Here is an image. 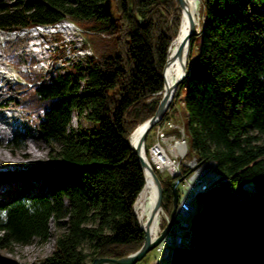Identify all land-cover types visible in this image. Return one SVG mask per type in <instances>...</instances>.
Instances as JSON below:
<instances>
[{
  "label": "trees",
  "instance_id": "16d2710c",
  "mask_svg": "<svg viewBox=\"0 0 264 264\" xmlns=\"http://www.w3.org/2000/svg\"><path fill=\"white\" fill-rule=\"evenodd\" d=\"M104 1L0 0V30L69 19L83 29L91 50L85 66L72 62L62 74L38 83L43 74L22 72L24 82L12 84L17 93L12 106L28 117L49 152L39 167L18 169L25 173L21 186L0 200V248L34 238L46 242L53 223L58 231L53 249L37 264L118 259L143 242L132 206L145 178L128 136L153 115L161 98L180 9L176 0H110V18ZM198 2L199 33L188 43L187 75L151 130L175 118L180 101L188 152L198 163L213 159L228 181L199 197L202 207L191 226L203 249H175L169 264H264V0ZM104 40L105 53L97 48ZM34 60L13 48L7 56L14 66ZM74 112L93 122L91 133L76 136L69 129ZM5 145L21 149L24 141L14 133ZM181 171L187 175L190 169ZM176 179H160L161 207L169 213ZM26 182L38 185L29 189ZM244 182L254 184L255 206L232 193Z\"/></svg>",
  "mask_w": 264,
  "mask_h": 264
},
{
  "label": "rangeland",
  "instance_id": "374dc122",
  "mask_svg": "<svg viewBox=\"0 0 264 264\" xmlns=\"http://www.w3.org/2000/svg\"><path fill=\"white\" fill-rule=\"evenodd\" d=\"M198 13L201 19L199 2H198ZM199 25H197L198 29H199ZM30 33L25 35L26 34L25 31L22 29H20L17 32H7L0 30V59L3 62L2 64L3 68L4 67L5 69L7 68L6 67L7 65L5 64L4 61L5 60L7 61L8 53L12 48L14 49L15 53L19 55L25 54L34 57L35 60L30 65L29 70L27 69L28 67L26 66L27 63L25 61H22L17 66V69L19 70L21 69L22 71L25 72L26 70H28L32 73H35V71H31L30 69H32L31 67L36 61H45L47 62L46 66L49 67V65H52L54 67H57L56 70L59 71V73L65 71L64 69L65 66L64 65L61 66V64L66 63L69 60H71L72 62L79 63L80 66H85V59L87 55L82 54L83 52H85V50H83L82 52L79 51L77 48H75L76 52L70 56L71 59L63 60V58H66L68 55L67 49H68V45L70 44L66 43V45L63 46V50L58 48L57 51H55V54H53L54 48L60 44L58 40L54 39L53 34H49L46 32L44 33L39 32L38 37L34 38L32 35L35 34L36 31L32 30ZM60 35L63 41L64 40L63 35L62 34ZM42 36L45 38V40H49V39L52 40L50 41L52 42L49 45L50 47L48 46L50 48L49 51H45L43 49L38 50V47L36 46V44L42 40ZM86 36L91 41H95L96 39L95 36H92V34L90 33H86ZM105 43H106L105 40L100 43H97V48L99 49V52H104V53L108 52L107 50H103V48H105ZM43 47H47V45L44 44ZM192 51L193 52L188 60L189 65L193 63L196 54L195 48ZM56 54L59 55L61 58L63 57L62 62L61 61L59 62L58 59L52 60L53 55ZM47 55L49 56L48 61L47 58L45 59ZM37 73L43 74V76L39 78V80H37V83L42 80H47L48 76L51 75L50 72H46L44 70H41L40 72ZM55 73L57 72H54L53 74ZM183 92L184 91L181 90L182 96H183ZM16 98H17V93L13 91L12 82H8L6 78L0 79V112H2L3 114L5 113L9 114V116L7 117V121H8L7 126L9 127L7 137H5L4 139L0 137V140L2 141V144L0 146L5 148L6 151V153H4V155L6 156L5 159L6 161L0 160V200L8 199L21 186L20 178H22V176H24L25 173H19L18 169L25 167H39L37 166V164L44 163L48 160L49 146L45 143L40 133L36 131L31 125L28 124L27 122L28 117L22 111L13 108L11 103ZM176 108L177 110L179 109V112L175 118L171 119V121L175 123H180V125L183 126L182 123L186 120V111L184 110V107L180 101H178ZM93 128H94L93 122L89 121L84 116H77L75 112L73 113L69 129L73 130L76 136L87 135L92 132ZM14 133L20 135L24 141V146L21 149H10L5 145V143H7L10 140V138ZM154 137L155 134L153 129L148 134L144 145L146 151L148 150L147 148L149 147V145L154 141ZM31 143H34V145L32 144V148L37 154L35 157L31 152L28 151V146H29L28 144ZM54 147L58 148L59 142H55ZM191 156L192 155H190V153L187 152L185 157L189 158ZM147 157H149L148 151H147ZM158 176L161 180L170 179L169 173L166 169L162 170L161 172H158ZM36 184L38 185V183H27V182L25 183L26 187L29 189L35 188V186H37ZM243 198L249 199V195L243 193L240 200ZM195 205L197 206V211L202 207V204L196 201H195ZM163 211L167 213L169 216V211L167 210H163ZM49 227L52 236L46 242H40L38 238H34L29 244H25V245L15 244L10 249L0 248V264H37L39 261H41L45 256L51 253L53 249L54 236L58 232L55 230L53 223H50ZM84 249L88 251L89 248L87 244L84 245ZM136 264H169V260L164 258L161 252H157L154 249H152L148 251L143 258L137 261Z\"/></svg>",
  "mask_w": 264,
  "mask_h": 264
},
{
  "label": "built area",
  "instance_id": "2783aa9c",
  "mask_svg": "<svg viewBox=\"0 0 264 264\" xmlns=\"http://www.w3.org/2000/svg\"><path fill=\"white\" fill-rule=\"evenodd\" d=\"M78 30L81 29L78 28ZM172 130H174V132ZM154 134V141L147 148L149 157H147V151L144 146L147 161L150 162L151 166L158 172H161L162 170H160L152 160V151L154 148H161L165 154L169 156L170 162L174 166L173 169H166L169 176L171 178L177 177L180 179L177 183V206L170 230L161 242L154 247V250L161 252L163 257L168 259L170 263L175 249L194 251L203 249V245L199 243V235L191 226L192 217L200 210L197 211L195 201L201 203L199 202V197L201 195L207 193L213 187H219L222 182V176L213 175L211 165L204 162L198 163L194 156L189 158L185 157L188 149L185 148L184 132L181 129L180 123H175L170 119L165 120L162 124L154 128ZM181 166L189 168L190 172L187 175H183ZM242 189L244 193L249 195V204L255 206L251 197L256 191H249L246 182L242 183ZM137 202L138 196L133 203L132 209L140 220L139 215L141 210ZM158 213L157 229L152 239H155L160 234L162 229L159 225L160 221H168L169 219L168 214L163 211L162 207L159 209ZM211 239L212 234L208 236L206 241L208 242Z\"/></svg>",
  "mask_w": 264,
  "mask_h": 264
},
{
  "label": "bare ground",
  "instance_id": "6f19581e",
  "mask_svg": "<svg viewBox=\"0 0 264 264\" xmlns=\"http://www.w3.org/2000/svg\"><path fill=\"white\" fill-rule=\"evenodd\" d=\"M184 1H185V6H184V8L180 9V20H179V26H178L177 34L173 38V40H172V42L168 48V56L167 57L169 59V62H168V65L164 71L165 87H171L173 85V83L180 78V76L182 74L181 64H182V62L186 63L187 58H188V51H189L188 46L184 49V52H183L181 59H178V58L173 59V56H172L173 52L175 51V49L177 48V46L179 45V43L181 42V40L183 39V37L185 36V34L187 32V28H188L187 13H190L192 15L196 26L199 25V23H200V17H199V13H198V0H184ZM197 28H198V26H197ZM22 30H24L26 34H29L32 30L36 31V33L32 35L34 38L38 37L39 32H43V33L46 32L49 34H53L54 39L58 40L60 42V44L54 48L53 53L55 51H57L58 48H61L63 50V46L66 45V43L70 44V45H68V49H67L68 55L66 58L62 57L63 60L71 59L70 56L76 52L75 48H77L79 51H82V52H83V50H85V52L82 53L83 55H90L91 54L90 47L85 43V41L82 37V30H78V27L73 25L67 19H61L54 24H38V25H34L32 27L23 28ZM60 34L63 35V39H64L63 41L64 42L62 41ZM57 36L59 37V39H56ZM50 41H52V40H50V39L45 40V38L42 36V40L36 44V46L38 47V50L43 49L45 51H49L50 50L49 45L52 43ZM44 44H46L47 47H43ZM36 50H37V48H36ZM46 58L48 61L49 56L47 55L45 57V59ZM62 58L56 54V55H53L52 60L58 59L59 62L60 61L62 62ZM71 63H72V61L69 60L66 63H62L61 66L64 65L65 66L64 69H66V65H69ZM2 64H3V62L0 59V79H4V78L8 77V75H10V74L7 75L6 71L4 69H2L3 68ZM46 65H47V62H45V61H36L32 65V67H31L32 69H30V70L35 71V73L40 72L41 70H44L46 72H50L51 75L48 76V78H50L54 72H57V74H62L64 72L63 71L62 73H59V71L56 70L57 67L49 65V67H51V68H49ZM8 116H9V114H7V113L3 114L2 112H0V137L2 139L7 137V133H8V129H9V127L7 126V124H8L7 117ZM142 129H143V126L139 125L138 128H136L134 130V132L131 134V136L129 138V143L132 147L136 146L138 137H139ZM181 129L184 132V127L182 125H181ZM184 139H185V148L188 149L185 132H184ZM32 144L34 145V143L28 144L29 145L28 151L31 152L33 154V156L35 157L37 154L33 150ZM142 151H143V154L145 155L144 146L142 147ZM4 153H6L5 148L0 146V160L6 159V156L4 155ZM168 159H169V156L167 154H165V152L161 148H159V147L154 148V150L152 151V160L159 167L160 170L173 169L174 166L171 164L170 159L169 160ZM204 163L211 165V170H212L213 175L221 176L220 172L216 168V162L213 159H208V160L204 161ZM149 164H150V162H149ZM145 180H146L145 181V183H146L145 190L141 193V198L137 202L138 207L141 210L139 217L141 220V226L142 227H145V224H146L147 220L149 219V217L152 213V209H153V205H154V199H155V189H154V185L151 182L150 177L148 175H146ZM223 181H228V179L222 178V182ZM246 183H247V186L249 188V191H255V187H254V184L252 182H246ZM232 192L237 197V199L239 200L242 197V194L244 193L243 189H242V185H241V191H237V190L233 191L232 190ZM158 214L159 213H157L155 215V217L153 218V221L151 223V226H150V232H151L152 236H154L156 229H157ZM214 232L215 231H213V233Z\"/></svg>",
  "mask_w": 264,
  "mask_h": 264
},
{
  "label": "water",
  "instance_id": "95a60500",
  "mask_svg": "<svg viewBox=\"0 0 264 264\" xmlns=\"http://www.w3.org/2000/svg\"><path fill=\"white\" fill-rule=\"evenodd\" d=\"M179 6V9L184 8L185 1L184 0H176ZM104 9L107 15L110 18H114L113 13L111 11V1L105 0L104 1ZM187 21H188V28L185 36L173 52V59H181L184 49L188 46V43L191 39V37L197 35L199 33V29L197 28L193 17L190 13H187ZM169 59L167 57L163 70H162V77H163V92L161 95V98L158 101V104L156 106V109L152 116H150L148 119H146L144 122H142L139 125L143 126V129L138 137L137 143L135 147H132L129 143V138L131 134L134 132L136 128H138L139 125H137L134 130L129 134L128 136V144L134 151V153L137 156V159L140 163L141 169L144 173V178H146V175H148L151 179L152 184L154 185L155 189V199H154V205L152 209V213L147 220L145 227L141 226V222L138 219V217L135 215L136 220L138 222L139 228L143 233V242L138 250L135 252L129 253L128 255L121 257V258H111V257H97L94 258L92 261H90L88 264H136L137 261H139L141 258L144 257V255L154 249V247L161 242V240L165 237V235L170 230L173 218H174V212L177 206V200H178V189H177V183L180 181V179H176L171 184V193H172V207L171 211L169 213V219L166 221L164 227L161 229L160 234L155 238L152 239V234L150 232V226L153 221V218L158 213L159 209L161 208L162 203V196H163V189L160 182L159 177L157 176L156 172L154 171L153 167L149 164L147 161L145 155L143 154L142 147L144 146V141L146 139V136L148 132L153 128L155 124H157L163 117V115L166 113L175 90L178 88L179 84L182 82L183 79H185L187 75V61L186 63L182 62L181 64V70L182 74L180 78L173 83L171 87H165L164 82V71L168 65ZM146 181V180H145ZM146 183L144 182L143 187L138 194V200L141 198V193L145 190ZM135 214V213H134Z\"/></svg>",
  "mask_w": 264,
  "mask_h": 264
}]
</instances>
